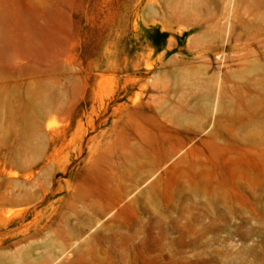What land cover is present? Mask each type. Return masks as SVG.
Wrapping results in <instances>:
<instances>
[{
	"label": "rangeland",
	"instance_id": "1",
	"mask_svg": "<svg viewBox=\"0 0 264 264\" xmlns=\"http://www.w3.org/2000/svg\"><path fill=\"white\" fill-rule=\"evenodd\" d=\"M252 1L0 0V264H264Z\"/></svg>",
	"mask_w": 264,
	"mask_h": 264
},
{
	"label": "bare ground",
	"instance_id": "2",
	"mask_svg": "<svg viewBox=\"0 0 264 264\" xmlns=\"http://www.w3.org/2000/svg\"><path fill=\"white\" fill-rule=\"evenodd\" d=\"M231 1V0H230ZM245 1H247V0H244V2ZM218 2V1H217ZM236 3V2H235ZM252 3V5H253V7H254V9H256V10H260L261 9V7H264V0H254V1H252L251 2ZM216 4V3H215ZM218 4V3H217ZM216 4V5H217ZM233 4H234V2H233ZM235 6V5H234ZM197 8V5H196V3H194V2H191L189 5H187L186 6V11L187 10H192V9H196ZM212 19H214V18H212ZM192 20H194V21H197V22H203L202 20H206V19H204V18H199V17H197V18H192ZM226 20H228V18L226 19Z\"/></svg>",
	"mask_w": 264,
	"mask_h": 264
}]
</instances>
